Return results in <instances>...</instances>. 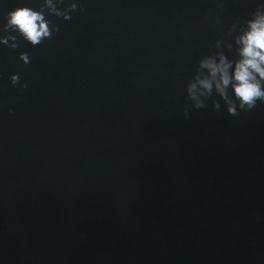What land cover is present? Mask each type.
Returning a JSON list of instances; mask_svg holds the SVG:
<instances>
[{
  "label": "water",
  "instance_id": "water-1",
  "mask_svg": "<svg viewBox=\"0 0 264 264\" xmlns=\"http://www.w3.org/2000/svg\"><path fill=\"white\" fill-rule=\"evenodd\" d=\"M79 3L38 46L0 31V264H264V103L186 91L264 0Z\"/></svg>",
  "mask_w": 264,
  "mask_h": 264
},
{
  "label": "clouds",
  "instance_id": "clouds-1",
  "mask_svg": "<svg viewBox=\"0 0 264 264\" xmlns=\"http://www.w3.org/2000/svg\"><path fill=\"white\" fill-rule=\"evenodd\" d=\"M60 3H64V0H55V2L43 0L39 10L17 7L7 13L6 23L0 31L17 33L33 47L38 46L44 40L51 39L54 32L59 31V26L46 18L45 11L49 16L54 15L69 20L77 9L84 10L79 0H72L64 9L57 7ZM245 25L243 34L236 37V43L242 45L237 50L239 59L229 60L222 52H218L216 55H208L199 60L197 72L186 88L188 98L194 101L193 107L197 109L205 107L204 99L196 95L195 90L198 85L204 90L200 93L204 98L210 96L215 88L230 115H238L237 106L243 111H248L256 107L257 101L264 103V5L252 13V18L248 19ZM236 26L233 24L232 29ZM16 40L17 35L0 36V44L8 45L13 49L18 47ZM219 43L220 41L216 42L217 48ZM19 59L25 65L30 63V57L26 52L20 53ZM233 65L234 70L230 73L229 69L233 68ZM199 69H207L209 76L202 77ZM10 82L13 86L19 85L21 88L28 86L27 83L20 84L19 74H12ZM229 88L232 90V95H229ZM213 107L220 110L221 106L219 102L213 101ZM12 111L10 108L9 113ZM184 115L188 116L187 109Z\"/></svg>",
  "mask_w": 264,
  "mask_h": 264
}]
</instances>
